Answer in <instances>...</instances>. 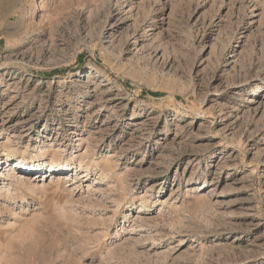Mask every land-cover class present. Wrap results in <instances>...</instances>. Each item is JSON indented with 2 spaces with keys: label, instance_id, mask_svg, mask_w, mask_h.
<instances>
[{
  "label": "rangeland",
  "instance_id": "374dc122",
  "mask_svg": "<svg viewBox=\"0 0 264 264\" xmlns=\"http://www.w3.org/2000/svg\"><path fill=\"white\" fill-rule=\"evenodd\" d=\"M0 17V264H264V0Z\"/></svg>",
  "mask_w": 264,
  "mask_h": 264
},
{
  "label": "bare ground",
  "instance_id": "6f19581e",
  "mask_svg": "<svg viewBox=\"0 0 264 264\" xmlns=\"http://www.w3.org/2000/svg\"><path fill=\"white\" fill-rule=\"evenodd\" d=\"M15 2H17V1H15ZM12 6H14V0H0V15L1 16L8 15ZM52 164H53V166H56L55 162H53ZM86 167L89 168L90 164L86 165ZM143 202H145V201L143 200L142 203Z\"/></svg>",
  "mask_w": 264,
  "mask_h": 264
}]
</instances>
